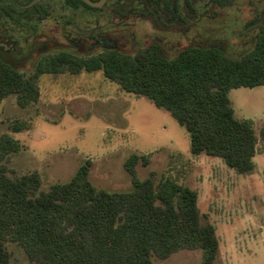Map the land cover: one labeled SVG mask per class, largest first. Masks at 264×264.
<instances>
[{"label":"trees","instance_id":"trees-1","mask_svg":"<svg viewBox=\"0 0 264 264\" xmlns=\"http://www.w3.org/2000/svg\"><path fill=\"white\" fill-rule=\"evenodd\" d=\"M99 70L166 110L187 131L192 155L218 157L237 174L253 171L258 139L252 121L234 115L228 91L264 85V34L235 57L215 46H187L168 57L153 43L132 52L53 55L31 72L0 60V98L13 94L25 108L39 99L42 74ZM27 127L17 123L12 131ZM19 146L1 134L0 158ZM149 161L150 154L125 158L131 188L124 191L97 188L88 158L69 180L47 190L40 189L38 172L10 176L0 164V264L10 259L7 242L20 246L31 264H159L183 249L200 250V264H220L215 226L200 211L196 190L172 177L157 178L153 170L139 179L136 164Z\"/></svg>","mask_w":264,"mask_h":264},{"label":"rangeland","instance_id":"rangeland-1","mask_svg":"<svg viewBox=\"0 0 264 264\" xmlns=\"http://www.w3.org/2000/svg\"><path fill=\"white\" fill-rule=\"evenodd\" d=\"M241 2L200 21L195 43L219 47L232 57L249 49L252 37L241 34L248 4ZM151 40L153 36L140 34L125 50L132 52ZM179 41L174 33L167 34L163 46L168 57L188 46L182 40L178 47ZM38 87L39 99L25 108L17 105L13 94L0 98V135L10 134L20 145L0 158L8 175L36 171L40 189L47 190L55 182L69 180L88 158L89 179L97 188L124 191L131 188L125 158L130 153L150 154L147 165L136 164L137 177L153 170L157 178L172 177L196 190L200 211L215 226L220 264H264V138L260 135L264 85L228 91L234 115L250 119L258 139L250 174H237L218 157L192 155L187 131L166 110L146 96L124 91L100 70L43 74ZM17 123L28 127L13 132ZM6 246L8 264H31L16 243ZM200 260V250L183 249L156 262L200 264Z\"/></svg>","mask_w":264,"mask_h":264},{"label":"flooded vegetation","instance_id":"flooded-vegetation-1","mask_svg":"<svg viewBox=\"0 0 264 264\" xmlns=\"http://www.w3.org/2000/svg\"><path fill=\"white\" fill-rule=\"evenodd\" d=\"M238 1L248 4L241 34L254 42L264 34V0H104L97 7L84 0H0V60L31 72L53 55L130 52L125 48L140 34L153 36L144 47L164 48L168 33L177 35L178 47L182 40L198 46L200 21Z\"/></svg>","mask_w":264,"mask_h":264},{"label":"water","instance_id":"water-1","mask_svg":"<svg viewBox=\"0 0 264 264\" xmlns=\"http://www.w3.org/2000/svg\"><path fill=\"white\" fill-rule=\"evenodd\" d=\"M87 4H89L90 6H94V7H97V6H100L104 0H98V1H93V0H84ZM34 3V1L30 2L28 4L29 5H32Z\"/></svg>","mask_w":264,"mask_h":264}]
</instances>
